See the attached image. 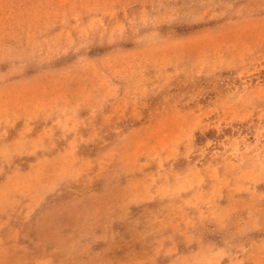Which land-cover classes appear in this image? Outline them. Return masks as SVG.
I'll use <instances>...</instances> for the list:
<instances>
[{
    "label": "rangeland",
    "instance_id": "obj_1",
    "mask_svg": "<svg viewBox=\"0 0 264 264\" xmlns=\"http://www.w3.org/2000/svg\"><path fill=\"white\" fill-rule=\"evenodd\" d=\"M0 264H264V0H0Z\"/></svg>",
    "mask_w": 264,
    "mask_h": 264
}]
</instances>
